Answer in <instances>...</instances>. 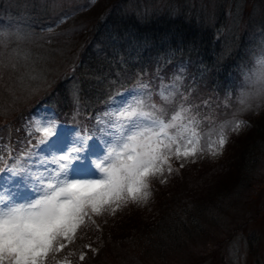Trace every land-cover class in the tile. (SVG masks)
<instances>
[{
	"label": "trees",
	"instance_id": "1",
	"mask_svg": "<svg viewBox=\"0 0 264 264\" xmlns=\"http://www.w3.org/2000/svg\"><path fill=\"white\" fill-rule=\"evenodd\" d=\"M69 1L0 0V59L18 62V70L4 69L0 81V145L13 155L36 144H28L25 131L30 117H54L67 138L74 130L99 137L97 118L107 120L110 98L139 83L149 85L153 101L163 85L183 95L192 90L199 103L228 96L216 121L236 115L240 87L261 54L262 7L234 12L235 0H216L215 11L210 0ZM32 71L41 77L37 84ZM42 80L50 85L39 89ZM25 87L37 88L36 94L26 97ZM258 104L236 115L250 123L246 134L226 129L235 156L219 165L205 157L184 168L169 161L173 172L167 183L153 181L149 208L90 214L80 235L63 242L61 259L103 264L128 237L135 259L147 264H240L225 254L239 233L247 252L243 264H264V196L253 194L264 189V176L256 175L264 164V103Z\"/></svg>",
	"mask_w": 264,
	"mask_h": 264
},
{
	"label": "snow or ice",
	"instance_id": "2",
	"mask_svg": "<svg viewBox=\"0 0 264 264\" xmlns=\"http://www.w3.org/2000/svg\"><path fill=\"white\" fill-rule=\"evenodd\" d=\"M15 38L20 39L18 35ZM260 45L261 54L245 76L251 92L242 94L241 111L252 110L253 97L264 103V34ZM13 54L20 55L15 50ZM6 68L17 71L18 62L6 64L0 59V81ZM148 89V84L139 83L126 93H118L119 98L111 97L110 109L104 113L107 120L97 118L99 137L74 130L75 135L66 142L54 117H30L25 131L28 144L35 139V145L19 156L0 145V173L6 174L0 177V264H46L51 254L66 247L61 241L71 242L77 230L92 220L90 214L100 215L109 209L115 213L121 204L147 202L152 195L150 179L163 177L165 164L171 175L172 157L219 156L228 141L225 129L238 132L246 123L226 121L219 125L218 133L202 136L201 126L216 122L214 113L200 112L202 106L211 107L209 101L190 104L189 97L180 94L178 103L177 91L163 85L157 104ZM224 106L228 107L227 98ZM93 146L100 150L94 161L88 155ZM85 161L99 170L98 178H78L84 170L78 165ZM160 183H167V179H160ZM26 189L34 198L17 202L15 197Z\"/></svg>",
	"mask_w": 264,
	"mask_h": 264
},
{
	"label": "rangeland",
	"instance_id": "3",
	"mask_svg": "<svg viewBox=\"0 0 264 264\" xmlns=\"http://www.w3.org/2000/svg\"><path fill=\"white\" fill-rule=\"evenodd\" d=\"M217 6H218V2L216 0L215 1L210 0V8H211L210 10H214L215 11V9H216ZM251 7H262L263 8L262 10H264V0H235V3H234V1L232 2V8L231 9H233L234 12H235V10L236 11L237 10L239 11L241 8H243L245 10V12H247V11H249L251 9ZM228 18L230 19V16H228ZM239 24H240L241 29H242V30L239 29L240 32H244L245 31V27H246L245 24H247V22L243 25V27L241 25L242 23H239ZM12 31L14 32L13 35H15V31L14 30H12ZM33 63H35V62L32 61V64ZM31 76H35L36 77L35 78L36 84L38 83V81L41 80V77L38 78L39 77V74L36 73V72H34V71H32V74L30 75V77ZM176 81H178L179 83L182 82L180 79L179 80L176 79ZM244 82H245V86L246 87H243L241 85L240 91H239V95H238L239 98L238 97L236 98V100H238V103H237L238 105L236 107H233L236 110L234 112V114H236V115L244 112V111H241V105L239 103L242 94H246V93H250L251 92V86L249 84H247L246 81H244ZM44 84L45 85H50V82L48 83L45 80H42L40 82V84H39V89L45 88L44 87ZM36 89L31 88V87H28V88L25 87L24 91H26V94H27L26 97H33L36 94ZM154 91H156L155 88H154ZM179 94H180V92L178 90L177 91V96H176L177 97V100H178L177 101L178 103L180 102L179 96H178ZM185 96H188L189 97L188 103L202 105L203 104V101L207 100V101L210 102V104H212L210 108L203 107L202 106L200 108V112L202 114L212 112V113H214V115H217V109L220 108V107H225L224 105H225V102H226V98H227V101H228V105L231 102V99L228 96H225V97H221L220 96L219 98L218 97H215V99H213V98L203 99L199 103L196 99H192V96H193L192 90H191V93H189V95H186L185 94ZM156 99L157 100L154 101V102H156L157 104H159L160 103L159 97L156 98ZM258 102H259V100L256 99L255 97H253V99L251 101L252 105L258 104ZM213 105H214V107H213ZM207 108H208V110H207ZM236 115H232L230 118H227L226 120L222 119V121H219V123H218V121H216L215 124H208L207 122H205L201 126V135L202 136H206L210 132L211 133H218V131H219V129H218L219 128V125L222 124V123H224V122H226V121H230V120H241V118L240 117H236ZM249 129H250V123H245V125L241 128L240 131L234 132V133H237L238 135H240V134H246L249 131ZM228 131L229 132H232L230 129H228ZM225 133H226V135H228L226 129H225ZM64 138H65V141L66 142H70L71 141V139L66 140V137H64ZM213 138H216L215 135L213 136ZM204 143H205V141L202 139L201 140V144L203 145ZM68 146L71 147V144L68 143ZM33 150L35 151V149H33ZM232 154H233V156L236 155V152L234 151V148H231L230 149L227 146V143H226L225 146H224V148H223L222 154H220L219 156H216V157H213V156H210V155H203V156H201V155L197 154L195 157L189 156L186 160L185 159L177 160L175 157H172L170 161H171V163H174V162L179 163V165L180 164H183L184 167H193V166H195V163H199L200 161L204 160L205 157H207L209 159V162H212L210 164H216L217 163L216 165H219V164H221V162H223V160L225 161L226 159L227 160L229 158L231 159ZM88 155L89 156L91 155L92 157H94V160H95L96 159V156H99L100 155V150L91 149V150H89ZM78 166H80V167H82L84 169L81 173L78 174V178H82V179H94V178H98L99 170L98 169H95L94 168V165L93 166H90V165H87V164L84 163L82 166L81 165H78ZM212 166H214V165H212ZM0 167H2V166H0ZM164 167H165V171H164L163 177H154V178H151L150 179V185L153 184V181H159L160 182V179H162V178H166L167 181H168L167 164H165ZM184 167H182V168H184ZM5 175H6L5 173H0V177H3ZM256 175H258V177H263L264 176V164H263V166L261 168L258 169V172H257ZM238 177H239V175H237V174L233 175L231 181L232 182L234 181L235 183H237L239 181V178ZM14 179L17 182H20V178L19 177H16ZM2 182L3 181L0 180V183H2ZM253 194L255 195V198L257 196L263 197L264 196V189H261V191L259 193L256 192V191H253ZM152 197L153 196L151 195V197L149 198V200L147 202H141L140 204H137L139 206V208L144 209V210H146L147 208H149V206L151 204H153V203H151L153 201V198ZM33 198H34V193H32L31 191H29L27 189L24 190L23 192H21L19 195H17L15 197V199H16L17 202H26V201H29V200H31ZM242 204H243V207H245L247 203L242 202ZM134 205H136V203H132V202H128L126 204H121V206L119 207V209L117 211H115V213H112V214L115 215L117 213L126 212L128 210L131 211L132 206H134ZM263 205H264V199L261 202V208L263 207ZM113 207H115V205H113ZM145 212H147V211H145ZM244 212L245 211H243V213ZM262 213L263 212L261 210V215H262ZM92 215H95V214H92ZM127 215H130V214H127ZM239 222H242V220L239 219ZM82 228H83V226H81L77 230V232L74 234L73 240L80 235V231L82 230ZM259 228H260L259 230H260L261 240H262V243L264 245V223ZM240 237H241V235L239 233H237V236L234 237V240H233L232 244H230L228 246V248L226 249L225 254L227 256H232V257L237 256V257H239V261L238 262H240V264H243V262H244V260H245V258L247 256V252H246V248H245L244 242L242 243ZM122 241H123V243L126 242V244L124 246L121 243L119 244L120 247H123V248H121L120 251L117 250L113 254L109 255L108 256V259L105 257L106 260L104 261L103 264H147L145 261L143 262V261H140V260L135 259V256H136L135 255V252L137 250L136 247L133 246V245H135V243L134 244L131 243L130 242L131 240L128 239V237H124V239ZM61 242L63 243L64 241H61ZM65 262H67V264H72L70 261L61 259V256L59 255V252H58V253L51 254V257H50V259H48L46 261V264H65Z\"/></svg>",
	"mask_w": 264,
	"mask_h": 264
}]
</instances>
